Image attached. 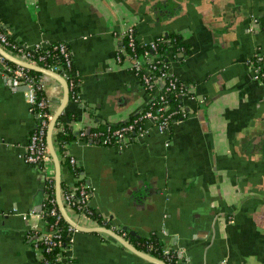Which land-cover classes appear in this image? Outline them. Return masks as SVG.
Segmentation results:
<instances>
[{"label":"crops","instance_id":"0c3cea01","mask_svg":"<svg viewBox=\"0 0 264 264\" xmlns=\"http://www.w3.org/2000/svg\"><path fill=\"white\" fill-rule=\"evenodd\" d=\"M120 16L140 40L180 36L187 51L170 70L193 85L194 97L183 99L189 114L169 135L146 124L149 131L125 146L80 137L67 144L91 187L89 205L116 232L155 234L181 264H264V82L247 67L257 47L264 52V31L252 21L264 16V0H0V25L13 39L68 45L82 74L80 101L69 98L63 110L76 113V133L123 123L150 99L115 59ZM44 91L54 112L61 85L46 79ZM36 119L26 91L0 72V264H39L25 234L45 229L37 216L43 202L35 205L46 179L22 158ZM74 180L61 163V182ZM72 237L77 264H154L101 233Z\"/></svg>","mask_w":264,"mask_h":264},{"label":"built area","instance_id":"2783aa9c","mask_svg":"<svg viewBox=\"0 0 264 264\" xmlns=\"http://www.w3.org/2000/svg\"><path fill=\"white\" fill-rule=\"evenodd\" d=\"M121 12L124 13L122 10ZM121 18L123 22H121L119 29L113 33V36L119 41L115 51V59L120 64H126L135 76L138 77L143 89L150 95L146 106L150 105L148 109L145 110V106L134 115L131 118V122L119 125L118 128L112 130L111 133L105 135L102 139L100 132L90 131L93 126L89 127L88 125L80 129L79 137L81 139H84L86 135L94 139L100 138L103 145H128L135 138L144 136L149 131L146 124L153 127L160 134L169 135L173 124L187 118L189 114L188 109L183 103V99L194 97L193 85L181 81L170 70L171 61L183 56V46L174 48L176 44L163 34L149 40H140L137 38L134 23L128 21L126 17ZM124 18L126 19L125 21ZM258 18H252L253 26L264 31V16L261 24H259ZM252 28L250 27L249 31H252ZM162 43H167L166 52L158 49ZM0 47L22 61L59 74L67 83L69 98L80 101L82 74L74 67L71 51L65 42L59 41L47 44L38 42L27 45L13 39L7 29L0 25ZM263 60L264 52L257 47L247 61V67L255 81L264 82V68L261 66ZM59 61L63 64L62 66ZM9 62L0 55V72L4 81L9 87L20 85L28 87L26 96L29 110L31 113L36 114L38 119L34 129L28 136L22 158L28 164L39 165L45 175L47 184H52L54 182V169L52 158L46 146V129L53 110L50 96L44 91L45 80L51 78L40 73V76L34 79L28 74L29 69L14 63H12L14 66L10 65ZM155 72L159 74L156 75ZM160 88L163 89L162 92ZM37 90L44 91L45 94L38 98L36 95ZM165 93H172L173 96L180 99V102L175 106L169 105L165 99ZM155 97H157L156 101H154ZM136 125H138V128L135 127ZM107 126V130L110 132L109 125ZM165 145H168V141H166ZM66 146L67 144H64L63 155L67 158V163L69 166L77 165L75 159L67 154ZM77 180L75 177L74 182ZM77 195L76 199L73 200L70 195L61 191V201L66 211L72 215L75 221H77L78 216L94 222L91 218L94 210L89 205L91 187L89 186L88 188L87 185L80 183ZM43 206L44 204H42V208L38 211L37 216L46 225L45 214H50L55 217L54 223H51L46 230L32 231L33 233L29 231L25 234V239L28 242L31 241L30 245L36 253L39 264H77L70 253L73 241L72 236L77 230L69 224H67L65 229L56 226L57 222L62 218L61 213L55 207L45 211L43 210ZM33 212L30 211V214ZM100 226L104 225L100 224ZM62 232H65L66 241L62 238ZM125 234L126 232L124 231L121 235L125 237ZM144 245L147 250L144 252L148 254H151L150 250L156 249L151 242L146 241ZM42 249L45 252L55 250L54 257L49 259L42 252ZM161 252L164 257L163 261L166 264H181L177 251L171 247L163 245Z\"/></svg>","mask_w":264,"mask_h":264},{"label":"trees","instance_id":"16d2710c","mask_svg":"<svg viewBox=\"0 0 264 264\" xmlns=\"http://www.w3.org/2000/svg\"><path fill=\"white\" fill-rule=\"evenodd\" d=\"M262 19H263V16L259 17L258 20H259V24L262 23ZM168 39H170V41L174 42L176 44V46H174V48H176L177 46H183V52H186L187 51V46L184 45V43H182L181 39H180V36L178 34H175V33H171V34H168ZM158 49L162 52H166L167 51V43H162ZM59 63H61V61H59ZM10 65H13L12 63L9 62ZM63 64L61 63V66ZM14 66V65H13ZM261 66L264 68V60L263 62L261 63ZM28 74L33 77L34 79L38 76H40V73L36 72V71H33V70H28ZM156 75H158L159 73L158 72H155ZM167 80V78H165ZM160 91L162 92L163 89L160 88ZM44 91H40V90H37L36 91V95L37 97L39 98L40 96L44 95ZM71 97V96H70ZM165 99L167 100V103L171 106H175L177 105L179 102H180V99L178 97H175L172 95V93H165ZM157 100V97L154 98V101ZM149 105L145 107V110L149 108ZM155 106V105H154ZM77 119V116H76V113H71L70 111H65V113H63L56 121V124H55V134H54V139H55V148L57 150V153L59 155V158H60V161L62 164L64 163H67V158L64 157L63 155V151H64V144H68L70 143L71 141H73L75 138L79 137V131L76 133L73 129H72V126H71V122L72 121H75ZM36 121H38V119H36ZM132 119L130 118L129 120L123 122V123H120V124H116V125H109V128H110V132L107 130L108 128V124L106 125H97V127H93L90 129V131H97V132H100L101 133V139L111 133L112 130H114L115 128H118L119 125L121 124H124L126 122H131ZM136 128H138V125L135 126ZM61 128V129H60ZM135 133H136V130H135ZM130 135H132V133H130ZM84 139L88 142H91V143H98V144H102L101 142V139H94V138H90L89 136L86 135V137H84ZM71 167V170L74 174V176L78 179L77 181L75 182H72L70 184H67V183H64V182H61V191L64 192V193H67L68 195H70V197L74 200L76 199V197L78 196V185L80 183H83L85 185L88 186L89 188V184H87L84 180V178L81 176L80 174V169L77 165H74V166H70ZM43 210L45 211H48L49 209H51L52 207H55L57 210H58V207H57V204H55V194H54V186H53V183L52 184H45V199L43 201ZM59 211V210H58ZM92 220L94 221H97L99 222V224L101 225H104V226H107L105 222H103L101 220V217L95 213L92 214L91 216ZM45 220H46V225H45V229L43 230H46L49 228V225L51 223H54L55 221V217L50 215V214H45ZM67 224L65 222V220L62 218H60V220L57 222L56 226L60 227V228H63L65 229L67 227ZM29 232V231H28ZM124 232V230H119V234H122ZM126 234H125V237L129 240V242L131 244H133L137 249L139 250H142V251H147L146 250V247L144 245V243L146 241L148 242H151L154 244V246L156 247L155 250H150V253L152 255H154L155 257L157 258H160V259H164L163 255H162V252H161V248L163 246V243L155 236V234H151L149 237H144V238H141V237H136L134 235H131L129 234V232L125 231ZM31 233H33L31 231ZM63 236V240L66 241V235H65V232H62ZM27 243H31L28 242V240L26 239ZM42 252L46 255V257H48L49 259H52V257H54V253H55V250H51L49 252H45L43 251L42 249Z\"/></svg>","mask_w":264,"mask_h":264},{"label":"water","instance_id":"95a60500","mask_svg":"<svg viewBox=\"0 0 264 264\" xmlns=\"http://www.w3.org/2000/svg\"><path fill=\"white\" fill-rule=\"evenodd\" d=\"M167 36V34H166ZM0 55L3 56L6 60L10 61L11 63H14L16 65H19L21 67L27 68L29 70H33L42 74H45L49 76L51 79L57 81L62 88L61 96L59 99V105L55 109L54 112H52L51 118L49 120L47 129H46V146L49 151V154L52 158L53 161V167H54V194H55V200L56 204L58 207L59 212L61 213L63 219L65 220L66 223L69 225L73 226L77 231H82V232H93V233H101L103 235L108 236L121 246L125 247L132 253L136 254L137 256L143 258L144 260L154 263V264H166L163 260L160 258H157L151 254H148L147 252H144L142 250L137 249L133 244L129 242V240L125 237H123L121 234L116 232L113 229H110L106 226H83L79 224L77 221H75L69 213L66 211L62 201H61V161L59 158V155L57 153V150L55 148V139H54V134H55V124L57 119L61 116L63 113L64 108L67 105V102L69 100V90L66 81L57 73L50 71L48 69L42 68L37 65H33L31 63L22 61L11 54H9L6 50H4L2 47H0ZM16 91H26L27 86L25 85H20L17 87H12ZM40 196H38L37 204L35 207L39 210L41 208L42 204V197H41V190L38 192ZM43 194V193H42ZM45 199V197H44ZM123 229L127 230V227H123ZM129 234L131 235H136L134 231L130 230L128 231Z\"/></svg>","mask_w":264,"mask_h":264},{"label":"rangeland","instance_id":"374dc122","mask_svg":"<svg viewBox=\"0 0 264 264\" xmlns=\"http://www.w3.org/2000/svg\"><path fill=\"white\" fill-rule=\"evenodd\" d=\"M121 14H123V13H121ZM128 21H131V20H129V19H127Z\"/></svg>","mask_w":264,"mask_h":264}]
</instances>
